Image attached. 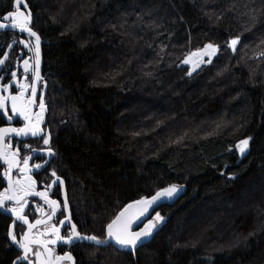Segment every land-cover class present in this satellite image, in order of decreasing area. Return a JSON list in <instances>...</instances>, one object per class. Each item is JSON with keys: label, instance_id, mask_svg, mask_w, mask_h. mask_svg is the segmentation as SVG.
<instances>
[{"label": "trees", "instance_id": "trees-1", "mask_svg": "<svg viewBox=\"0 0 264 264\" xmlns=\"http://www.w3.org/2000/svg\"><path fill=\"white\" fill-rule=\"evenodd\" d=\"M28 3L45 41L54 168L83 229L103 238L125 203L182 189L135 257L98 248L85 264H264V0ZM209 41L213 63L188 76L181 60ZM9 224L0 213V264L13 262Z\"/></svg>", "mask_w": 264, "mask_h": 264}, {"label": "snow or ice", "instance_id": "snow-or-ice-1", "mask_svg": "<svg viewBox=\"0 0 264 264\" xmlns=\"http://www.w3.org/2000/svg\"><path fill=\"white\" fill-rule=\"evenodd\" d=\"M251 12L254 13L255 9ZM250 18L257 19L254 14ZM32 24L33 13L28 0H13L11 10L0 15V30L12 29L25 33L26 38H21L19 43L31 54L22 60V78L17 77V71H11L9 80L5 83L4 76L0 75V113L9 122L8 126L0 127V161L5 165L2 175L7 184L0 191V212L8 214L11 218L7 237L12 244L22 250V255L17 257V261H26L27 264H76L70 251L59 254L56 252V246L58 244L72 246L85 241L92 245L115 247L118 252L125 251L135 257L138 247L144 246L145 241L152 237L153 230L164 220L159 212L150 216V211L163 201L172 199L179 186L170 184L157 189L150 196H140L119 207L103 225V238L101 235L86 234L78 230L77 224L72 220L65 181L57 174L55 168L51 169L49 180L41 185V190H38L33 170L38 174L49 163V159L31 165L29 162L37 152L54 158L55 151L50 146L51 133L42 127L46 111L43 95L37 102V84L43 83L46 86V83L40 73L41 36L34 30ZM15 43L17 41L14 39L12 44ZM239 43L240 36L237 35L227 41L226 47L235 53ZM12 44L7 45L8 49L12 48ZM219 51L220 46L209 41L201 48L186 53L181 60V64L190 66L186 74L191 76L193 72L202 69V66L212 64ZM258 55L264 57V51ZM8 59L7 51L0 55V71H7L8 65L5 62ZM20 64L21 61L18 59L17 68ZM29 72L32 75L31 82L28 79ZM13 86L17 89L14 93ZM36 107L39 111H34ZM17 117L23 121L22 126H11L10 122ZM13 137H39L47 147L38 150L24 144L23 147L28 154L21 157L20 144L17 143L13 147L11 142ZM183 138L181 136L179 139ZM250 139L251 137L240 139L235 144L240 156L249 149ZM14 170L16 175H13ZM50 194L59 195L61 198H52ZM30 197L42 201V203L33 201V211L39 215L32 220L25 213V209L29 207ZM58 213L62 218L57 219ZM18 222L21 228L19 233L15 230ZM62 227L66 229L64 234L61 233Z\"/></svg>", "mask_w": 264, "mask_h": 264}, {"label": "flooded vegetation", "instance_id": "flooded-vegetation-1", "mask_svg": "<svg viewBox=\"0 0 264 264\" xmlns=\"http://www.w3.org/2000/svg\"><path fill=\"white\" fill-rule=\"evenodd\" d=\"M32 27H33V24H32ZM21 38H26V34L20 33V32L15 31V30H10V29L0 30V55H2V53L5 51H7L9 53V59L5 62L6 65H8L7 71H0V75L4 76L3 82H5V83L8 82L9 73L11 71H17V77L22 78V71H23L22 60H23V58H27L29 55H31L30 53H28L27 49H25L23 47V45L19 43V40ZM14 39L17 41V43L12 44V41ZM9 44H12L11 49H8V47H7V45H9ZM44 44H45V41L41 37L40 73H41V76L43 77V81L46 83V86L43 83L37 84V102H39L40 96L43 95L45 105H46V111L44 113V123H43L42 127L45 128L46 131H49V126H48V122H47L48 116L50 113V105H49L50 99L48 96V89H47L48 88L49 75L45 71V68H44V53H43L44 52ZM18 59L21 61L19 68H17V66H16ZM28 79H29V82H31V80H32L31 72H29ZM16 90L17 89L15 88V86H13V88H12L13 93ZM34 111H39L38 107L34 108ZM1 116L3 118V124L1 127L8 126L9 122L6 121V118L3 116L2 113H1ZM10 123H11V126H13V127H20V126H22L23 121L17 117V118H14ZM11 142L13 144V147H15L17 145V143L20 144L21 157L28 154L26 149L23 147L24 144L31 145L32 148H35L38 150L47 147L43 144L42 139H40L39 137H37V138L13 137ZM50 146L52 147L51 139H50ZM43 159H49V163L47 165H45V167L42 168L38 174L35 170H33V173H32L34 178L37 181L38 190H41V185L43 183H46L50 178L49 173H50L51 169L54 168L56 153H55L54 158H48L46 155H41L39 152H37L36 154H33V159L29 163H30V165L33 163H43ZM2 166H3V170H4L5 165H2ZM45 169H47V170H45ZM2 173H3V171H2ZM16 174L17 173L14 170L13 175H16ZM4 180H5V187H6L7 186L6 179L4 178ZM65 188L67 189L66 183H65ZM53 193H55V188L53 189ZM50 195H52V198H55V199L61 198L59 195H54V194H50ZM68 199H69V195H68ZM33 201H35V203H42V201H40L39 198H33V197L29 198V207L25 209V213L29 215L30 220H32L35 216L39 215L38 213H35L33 211ZM69 207H70V211L72 214V220H73V222H75L77 224L78 230L81 231L82 233L92 234L88 231H85L83 229L81 223L77 220V217L75 216V212L71 206L70 199H69ZM4 215L10 220V224H11L10 216L6 215V214H4ZM59 218H62V217H60V215L58 213L57 219H59ZM25 228H26V226H25ZM15 230L17 231V233H19L21 231V228L19 226V222H18ZM65 231H66V229L62 227L61 233L64 234ZM18 238H19V236H18ZM9 241H10V239H9ZM10 245H11V251L13 252L12 264H14V262H15V264H27L26 261H24V262L17 261V257L22 255V250H20L18 246L12 244L11 241H10ZM93 248L98 249L99 247L92 245L90 243H87V242H81V243H78V244H75L72 246H61L58 244L56 246V252L59 254H63L66 251H70L72 253L73 257L75 258L76 264H85L88 261L90 255L93 253L94 254L96 253V251Z\"/></svg>", "mask_w": 264, "mask_h": 264}, {"label": "water", "instance_id": "water-1", "mask_svg": "<svg viewBox=\"0 0 264 264\" xmlns=\"http://www.w3.org/2000/svg\"><path fill=\"white\" fill-rule=\"evenodd\" d=\"M10 30H12V29H10ZM237 47H238V45H237ZM181 65H183V64H181ZM183 66H185V67H190V66H188V65H183ZM239 156H240V155H239ZM244 156H245V154H244L243 156H240V161L244 158ZM0 163L3 165V162H2V161H0ZM181 196H182V189L178 187V191H177V193L173 196L172 199H169V200H166V201H163L162 203H160V205H159L158 207H155L153 211H150V214H149V215H150V216L154 215L155 212H157L162 206H173L174 204L177 203V201L181 198ZM0 213H1V214H6V213H3V212H0ZM6 215H8V214H6ZM141 226H142V225H141ZM134 230H135V229H134ZM150 239H151V238H149V240L145 241V244L148 243V242L150 241ZM85 242H86V241H85ZM87 243H89V242H87ZM145 244H144V245H145ZM95 246H97V245H95ZM97 247H99V248H106V247H109V246H97ZM138 248H139V247H138Z\"/></svg>", "mask_w": 264, "mask_h": 264}, {"label": "rangeland", "instance_id": "rangeland-1", "mask_svg": "<svg viewBox=\"0 0 264 264\" xmlns=\"http://www.w3.org/2000/svg\"><path fill=\"white\" fill-rule=\"evenodd\" d=\"M232 52V51H231ZM233 53V52H232ZM179 188H181V187H179ZM199 217H200V213H199ZM164 221L165 220H163L161 223H159L158 225H157V227H156V229H154L153 230V235H154V233L162 226V224L164 223ZM152 235V236H153ZM150 238H152V237H150ZM93 249H95V248H93ZM96 250V249H95Z\"/></svg>", "mask_w": 264, "mask_h": 264}, {"label": "bare ground", "instance_id": "bare-ground-1", "mask_svg": "<svg viewBox=\"0 0 264 264\" xmlns=\"http://www.w3.org/2000/svg\"><path fill=\"white\" fill-rule=\"evenodd\" d=\"M262 78V77H261ZM63 104V103H62ZM42 172V171H41ZM2 190V189H1Z\"/></svg>", "mask_w": 264, "mask_h": 264}]
</instances>
